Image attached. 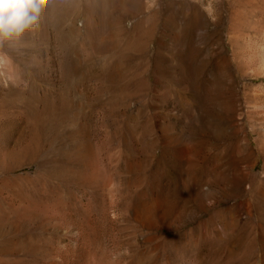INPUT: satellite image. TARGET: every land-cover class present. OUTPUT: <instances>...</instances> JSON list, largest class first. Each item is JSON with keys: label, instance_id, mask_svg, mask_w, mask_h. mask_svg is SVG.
<instances>
[{"label": "rangeland", "instance_id": "374dc122", "mask_svg": "<svg viewBox=\"0 0 264 264\" xmlns=\"http://www.w3.org/2000/svg\"><path fill=\"white\" fill-rule=\"evenodd\" d=\"M0 264H264V0H52L0 46Z\"/></svg>", "mask_w": 264, "mask_h": 264}, {"label": "clouds", "instance_id": "9594fccd", "mask_svg": "<svg viewBox=\"0 0 264 264\" xmlns=\"http://www.w3.org/2000/svg\"><path fill=\"white\" fill-rule=\"evenodd\" d=\"M52 0H0V46L20 45L25 33L36 29Z\"/></svg>", "mask_w": 264, "mask_h": 264}]
</instances>
